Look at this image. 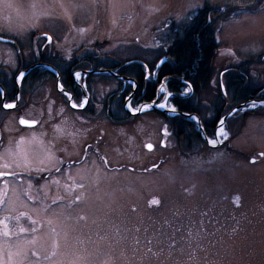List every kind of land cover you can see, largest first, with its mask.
<instances>
[{"label":"rangeland","instance_id":"374dc122","mask_svg":"<svg viewBox=\"0 0 264 264\" xmlns=\"http://www.w3.org/2000/svg\"><path fill=\"white\" fill-rule=\"evenodd\" d=\"M206 6L226 16L216 29L212 74L198 95L202 122L220 108L237 107L231 106L230 73L264 94V0H0V36L19 42L25 68L47 60L38 76H25L19 115L38 125L10 144L11 158L22 159L32 175L77 154L87 139L90 151L101 150L89 158L91 206L99 207L91 215L106 222L95 228L99 237L74 239L69 256L43 264H264V105L251 102L234 112L217 125L210 145L194 119L203 142L177 136L155 111L132 115L140 106L131 105V94L119 104V81L108 74L86 82L83 70L75 72L88 97L80 93L73 103H88L83 111L69 107L57 84L55 72L71 68L87 50L95 61L83 64L85 71L140 59L157 73L161 59L171 61L166 52L175 34ZM17 65L16 49L0 44V74ZM160 89V104L173 109ZM221 130L227 135H218Z\"/></svg>","mask_w":264,"mask_h":264},{"label":"flooded vegetation","instance_id":"af4514ba","mask_svg":"<svg viewBox=\"0 0 264 264\" xmlns=\"http://www.w3.org/2000/svg\"><path fill=\"white\" fill-rule=\"evenodd\" d=\"M0 44L16 49L18 55L16 71L0 74V173H7L0 178V201H3L0 204V221L7 224V231L10 233L8 236L3 235L2 233L6 229L4 223H0V264H43L42 261L55 259L61 255L69 256L74 239L78 244L79 240L86 241L91 236L99 237L100 232L96 231L95 228H100L106 222L103 218V222L100 221L101 217L91 215L99 207L91 206L95 198L90 195L89 189L91 171L89 158L91 154L99 158L101 150L92 148L90 151L92 144L87 139L86 144L81 146L77 154H70L68 158L61 159L62 162L59 165H57L59 161L54 159L52 165L55 167L52 170L47 173L32 175L25 172L22 159L11 158L15 151H12L14 148L10 150V144L18 145V141L22 139V133L27 129H35L38 125V123L32 127L22 125L20 120L26 118L19 115L25 111V107H22L23 101L20 100L25 78L35 77L38 74L32 73L34 68L24 74L30 67L25 68L24 55L21 56L22 49L18 41L0 36ZM86 52L83 53L81 59L76 58V62L81 60L88 68L92 66L95 57L89 53V50ZM45 61L47 62L46 59L36 61L35 65L39 64L36 67L47 66ZM116 66L117 62L113 61L111 65L103 67V70L114 71L112 68ZM114 72L117 74L116 71ZM146 73L147 79H150L151 75L154 79L156 78L155 71L150 73L148 67H146ZM74 74H72L73 81ZM21 75L23 76L22 80L18 79ZM90 75L84 74L86 82L90 79ZM59 77L62 81L63 77L60 72ZM129 79L134 80L130 77ZM123 82L124 88L132 84L128 80H123ZM75 84L74 89L70 87L71 84L69 87H65L62 83V87L71 93L73 100L80 95L79 93L86 97V89L84 91L79 84L76 82ZM158 98L160 99L159 96ZM4 103H14L16 108H4ZM86 107H89L88 103L85 107L70 108L75 111H83ZM102 107H111V105H103ZM108 115L110 116V114ZM110 119H112V123L117 124V117ZM190 120L193 121V119ZM79 128L80 126H78ZM163 134L166 137L171 135L167 130H163ZM101 159L104 163L107 161L105 164L109 163L107 157L102 156ZM57 168L60 169L59 172L56 171ZM115 170H117L116 165L109 168V171ZM147 170L144 171L147 172ZM55 181H59V183ZM94 202L98 203L99 200ZM27 217L36 220L37 224L32 225ZM19 227H24L27 231L19 232ZM33 228L37 230L33 232ZM53 252L56 253L55 256L52 255Z\"/></svg>","mask_w":264,"mask_h":264},{"label":"trees","instance_id":"16d2710c","mask_svg":"<svg viewBox=\"0 0 264 264\" xmlns=\"http://www.w3.org/2000/svg\"><path fill=\"white\" fill-rule=\"evenodd\" d=\"M225 16L218 10L211 9L208 6L197 11L189 23L180 28V31L175 34L172 45L166 52L171 61L157 70L155 79L154 77L147 79L146 67L150 70V66L140 59L128 61L124 64H117L112 69L120 76L134 79L136 86H138L134 92L135 88L132 84L124 88L123 80L117 78L119 89L122 93V96L119 98L117 96V102H120L119 104L122 105L125 98L130 94H133L131 101L133 107H138L143 103H151L158 96L160 97L159 102H161L165 97L163 93L160 95V88H165L170 95L168 102L176 111L200 116L198 95L212 74V63L218 49L216 29ZM35 63H32L29 67L35 65ZM245 65L246 63L241 64L239 70H244ZM82 67L83 63L81 60L75 61L71 68L60 72L65 87H69L71 84L70 87L75 88L76 84L72 79V74L86 69ZM39 68L35 67L32 73H37L40 70ZM50 74L53 75V72H50ZM103 76L116 79V77L109 74ZM228 76V89L231 92V100L233 102L231 106H239L253 100H264V94H262L261 89H251L248 85H243L241 82L233 80L234 77L231 73ZM90 77H94L93 74ZM187 89L190 90L189 93H185ZM109 102L111 103L112 101ZM226 106V103L222 99L220 107ZM228 108L227 110L220 108L209 120H203L207 137L212 138L214 136L217 125L222 117L228 113ZM158 114L167 120L177 136H186L192 140L198 139V141L203 142L201 134L197 130V124L188 119V117L182 115L169 117L162 113ZM126 116H128L127 120L132 118L127 113Z\"/></svg>","mask_w":264,"mask_h":264},{"label":"water","instance_id":"95a60500","mask_svg":"<svg viewBox=\"0 0 264 264\" xmlns=\"http://www.w3.org/2000/svg\"><path fill=\"white\" fill-rule=\"evenodd\" d=\"M165 60H166V58L164 57L163 59H161V61L157 64V67L159 68V67H161V65L165 62ZM37 65H39V64H37ZM37 65H33V66H31L28 70H26L25 72H24V74H26V73H28L29 71H31L33 68H35ZM49 69H51V71L53 70L52 69V67H48ZM56 73V75H57V84H58V88H59V92H61V93H63L65 96H67V100H68V104H69V106L70 107H72V104H73V99H72V95H71V93H69L65 88H63V91H61V88H60V83H59V81H60V77H59V73L56 71L55 72ZM81 73H83V74H109V75H112V76H115V77H117L118 79H121V80H128V81H134V80H131V79H129V78H126V77H123V76H120V75H118V74H116L114 71H112V70H99V71H81ZM134 83H135V85H136V82L134 81ZM86 95V94H85ZM132 96H133V94H131L130 95V97L129 98H132ZM86 97H88L87 95H86ZM251 102H253V103H257V104H261V105H264V100H253V101H250V102H247V103H244V104H241V105H239V106H237L235 109H233L231 112H229L227 115H225L223 118H222V120H221V122L219 123V127H223V124H224V122L234 113V112H236V111H238V110H240V109H242V108H246V105L248 104V103H251ZM160 104H159V98H157V99H155L153 102H151V103H144V104H142L140 107H139V109L137 110V111H135V112H132L130 109H126L129 113H131L132 115H139V114H141V113H144V112H146V111H148V110H155V111H157V112H160V113H162V114H167V115H169V116H171V117H173V116H176V115H182V116H186V117H188V118H190V119H194L196 122H197V124L199 125V129H200V131H201V133H202V135H203V139H204V141L206 142V143H208V144H210L211 145V143H210V141H209V139H208V137L205 135V133H204V130H203V126H202V121H201V119L199 118V116L198 115H196V114H185V113H179L178 111H172V109H168V108H166V107H164V108H161L160 106H159ZM73 108V107H72ZM23 120H26V119H23ZM27 121H29V120H27ZM30 122H33V121H30ZM35 122V125L37 124V122L36 121H34ZM34 125V126H35ZM148 145H152V144H148ZM148 145H147V149L148 150H152L153 149V145H152V148L151 149H149V147H148Z\"/></svg>","mask_w":264,"mask_h":264},{"label":"snow or ice","instance_id":"6c2138e0","mask_svg":"<svg viewBox=\"0 0 264 264\" xmlns=\"http://www.w3.org/2000/svg\"><path fill=\"white\" fill-rule=\"evenodd\" d=\"M46 39H47L49 42H51L52 37H51V36H48V37H46ZM18 79L22 80V79H23V76H22V75L19 76ZM61 91H63V87H62V86H61ZM159 106H160L161 108H164L166 105H164V104H160ZM3 107H4V108H8V109H12V108H16V104H14V103H4V104H3ZM72 107H73V108H76V107H78V105H76L75 103H73V104H72ZM172 111H175V109L173 108ZM20 123H21L22 125L29 126V127H32V126L35 125V122H34V121H33V122H30V121L23 120V119L20 120ZM221 135H227V133H225V132H223V130H221ZM22 142H23V141H21V143H22ZM148 147H149V149H151V148H152V145H148ZM262 155H264V153H262ZM105 163H107V161H105ZM253 163H255V161H253ZM56 171L59 172L60 169L57 168ZM6 174H7V173H0V178H2V177H3L4 175H6ZM55 182H56V183H59V181H55ZM29 199H31L30 196H29ZM54 202H55V201H54ZM2 203H3V201H0V204H2ZM152 203H153V204H159V201H158V200H153ZM27 219L29 220V222H30L32 225L37 224V221L34 220V219H32L31 217H27ZM17 222H19V221H17ZM0 223H4V222H3V221H0ZM4 227H5L6 230H5L2 234L5 235V236L10 235V233L7 231V224H6V223H4ZM36 230H37V229H35V228L32 229L33 232H35ZM18 231H19V232H25V231H27V229H25L24 227H19ZM52 255L55 256L56 253L53 252Z\"/></svg>","mask_w":264,"mask_h":264},{"label":"bare ground","instance_id":"6f19581e","mask_svg":"<svg viewBox=\"0 0 264 264\" xmlns=\"http://www.w3.org/2000/svg\"><path fill=\"white\" fill-rule=\"evenodd\" d=\"M221 134V132L219 131V134L218 135H220Z\"/></svg>","mask_w":264,"mask_h":264}]
</instances>
